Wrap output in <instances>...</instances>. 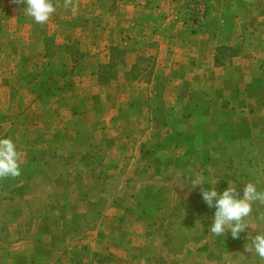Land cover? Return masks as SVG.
<instances>
[{"label":"crops","instance_id":"crops-1","mask_svg":"<svg viewBox=\"0 0 264 264\" xmlns=\"http://www.w3.org/2000/svg\"><path fill=\"white\" fill-rule=\"evenodd\" d=\"M66 2L53 0L56 11L46 24L37 25L24 13L23 0H0V138L14 142L22 168L21 176L0 181V188L21 189L28 183L59 187L57 159L75 155L86 161L104 139L115 145L91 155L106 157L101 169L109 164L115 173L122 172L118 159L130 149L127 136L117 139L119 126L169 125L165 147L147 156L140 180L120 178L108 186L114 192H102L94 202L101 219L106 207L117 214L120 204L141 203L137 213L151 222L146 230L193 236L196 246V237L208 234L197 222L210 225L213 210L201 200L199 188L186 196L187 184L197 177L208 184L217 181L218 191L238 184L242 195L250 182L230 176L219 145L255 140L264 130V0H211L209 26L198 33L181 22L188 0H71L79 9L75 14ZM6 76H18V92L7 86ZM150 132L145 130L143 141L152 140ZM134 167L131 162L126 170ZM88 177L66 181L65 189H80L68 190L72 202L86 198L81 192L91 186ZM164 213L182 222L167 228ZM259 213L253 209L250 216ZM38 219L54 217L40 214ZM187 220L190 232L183 226ZM36 232L41 243L31 246L33 261L68 264L62 256L68 246L56 244L51 229ZM228 234L213 237L227 242ZM112 236L117 252L122 240L116 231ZM187 243L188 238L181 247L173 244L171 251L180 253ZM55 248L65 249L50 259Z\"/></svg>","mask_w":264,"mask_h":264},{"label":"rangeland","instance_id":"rangeland-1","mask_svg":"<svg viewBox=\"0 0 264 264\" xmlns=\"http://www.w3.org/2000/svg\"><path fill=\"white\" fill-rule=\"evenodd\" d=\"M2 74L5 73L2 72ZM1 79L4 81V75H0ZM17 79L18 76H6L5 78L7 86L12 85L13 93L18 92ZM36 82L44 87L43 83ZM0 87L2 88V86ZM168 126L120 125L117 139L121 141L123 136H127L130 149L129 155H126V152L124 153L125 157L118 159V165L122 168V172L115 173L114 169H110L109 164L106 169H101L100 161L101 159L106 160V157L95 158L93 154L91 155L99 149L108 151L115 145L113 141L104 139L100 144L92 147L90 153L88 152L89 154L85 157L86 161L80 162L79 157L75 155L57 159L56 163L59 165L55 168L56 174L59 180L63 181L59 187H39L37 183H28L21 189L12 188L5 191L0 188V264H36L33 261L37 260L36 253L31 248L33 244L35 246L37 243H41L36 231H48V229L54 233L52 239L56 244L64 243L65 248L68 246L67 251L62 254L65 256V260H70L68 264H84V261L91 264L96 262L97 264H117L118 261L119 264H253V262L254 264H264V261L252 257L251 253L245 251V247L250 246V244H246V237L249 236L248 234L253 235L251 229L242 233L239 239H233L229 233L226 237L227 242L218 240L222 237L199 236L196 237V246H193L191 245L195 238L193 236L171 234L166 237L160 231L146 230L147 223L151 222L147 221L144 215L137 213L139 209L141 210V203L120 204L117 214H115L116 210L113 214L106 212V207L103 219H101L102 215L98 212V204L94 202L96 198L102 192L106 194L111 189L114 192L116 189L108 186L111 184L115 186L120 178L131 179L134 183L137 179L140 180L141 171L146 170L147 156L151 152H160L163 145L165 147L163 134ZM147 128L151 129L152 140L149 142L143 141V135ZM219 147L226 152L225 158L222 159L230 170V176L235 179H249L252 182L259 180L258 188L264 190V130L255 140L252 139L241 144L224 142ZM131 149L132 155H130ZM131 162L135 167L128 172L126 169ZM83 163L87 166L84 167ZM142 167L143 169H140ZM71 170L78 172L70 174ZM85 173L89 175L88 179L91 184L81 192V196H86V198L81 202H72L66 196L68 190L74 194L80 189L75 187L65 189V183L67 180L76 181L77 176ZM6 179L3 178L0 181ZM127 190L135 191V187L128 186ZM88 199H91L89 204L86 201ZM253 209L264 213V205L259 203L254 204ZM40 214L41 217L51 215L54 219L53 221L47 219V223L43 219H38ZM162 219L167 228H172L182 222V219H177V215L169 213H164ZM100 220H102V224L98 226ZM247 222L254 229L258 227L256 216H249ZM183 226H186V230L189 232L193 229L189 222ZM207 228L208 226H205L200 230L205 231ZM98 229L102 231L97 234ZM125 229H129V231H125ZM156 229L159 227L156 226ZM115 231L118 240H122L119 242L120 248L117 252H114V237L112 236ZM187 238L188 243L185 249L180 253L171 251L173 244L181 247ZM127 246L132 248V253H128ZM94 247L100 252L94 251ZM18 248L23 249V252H18ZM65 248H55L48 257L56 259ZM21 254L22 257H20ZM131 255L134 256L133 259L130 258ZM42 256H46V253H42ZM158 258L160 259L157 261Z\"/></svg>","mask_w":264,"mask_h":264},{"label":"clouds","instance_id":"clouds-1","mask_svg":"<svg viewBox=\"0 0 264 264\" xmlns=\"http://www.w3.org/2000/svg\"><path fill=\"white\" fill-rule=\"evenodd\" d=\"M23 3L24 13L37 25L46 24L56 11L53 0H23ZM65 7H71L73 14L79 10L76 4L71 3V0H67ZM21 174L20 153L16 145L9 138H0V179L16 178ZM216 183L217 181L208 184L197 177L187 184L189 191L186 196L199 188L201 200L208 209L213 210L206 236H224L230 233L233 239H239L242 233L251 229L255 235L246 237V244L250 246L245 247V251L251 253L252 257L264 261V230H261L264 229V213H259L256 217L257 228L254 229L247 222V218L252 214L253 205L257 203L264 205V190L258 188L260 181L244 184L242 195L237 190L238 184L228 185L218 191ZM205 185L208 187H204ZM204 219L207 220L209 217ZM197 223H200L204 229V224L199 221Z\"/></svg>","mask_w":264,"mask_h":264},{"label":"built area","instance_id":"built-area-1","mask_svg":"<svg viewBox=\"0 0 264 264\" xmlns=\"http://www.w3.org/2000/svg\"><path fill=\"white\" fill-rule=\"evenodd\" d=\"M211 12V0H188L181 22L192 33L204 32L209 26Z\"/></svg>","mask_w":264,"mask_h":264}]
</instances>
